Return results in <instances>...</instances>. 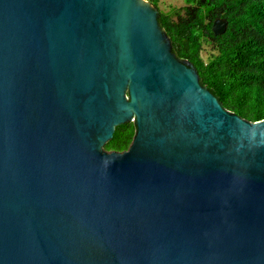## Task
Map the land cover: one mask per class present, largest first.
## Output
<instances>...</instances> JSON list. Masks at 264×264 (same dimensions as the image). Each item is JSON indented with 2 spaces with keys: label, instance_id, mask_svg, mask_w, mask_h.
I'll return each mask as SVG.
<instances>
[{
  "label": "water",
  "instance_id": "obj_1",
  "mask_svg": "<svg viewBox=\"0 0 264 264\" xmlns=\"http://www.w3.org/2000/svg\"><path fill=\"white\" fill-rule=\"evenodd\" d=\"M159 15L0 0V264H264V119L224 107Z\"/></svg>",
  "mask_w": 264,
  "mask_h": 264
},
{
  "label": "trees",
  "instance_id": "obj_2",
  "mask_svg": "<svg viewBox=\"0 0 264 264\" xmlns=\"http://www.w3.org/2000/svg\"><path fill=\"white\" fill-rule=\"evenodd\" d=\"M160 10L159 20L172 50L188 60L222 105L250 120L264 119V0H185L182 7ZM228 20L223 34L216 18ZM134 121L116 126L107 150L123 151L134 137Z\"/></svg>",
  "mask_w": 264,
  "mask_h": 264
},
{
  "label": "rangeland",
  "instance_id": "obj_3",
  "mask_svg": "<svg viewBox=\"0 0 264 264\" xmlns=\"http://www.w3.org/2000/svg\"><path fill=\"white\" fill-rule=\"evenodd\" d=\"M185 4V0H160V7L163 10H168L171 7H182Z\"/></svg>",
  "mask_w": 264,
  "mask_h": 264
}]
</instances>
